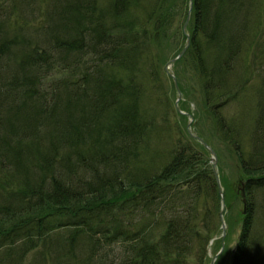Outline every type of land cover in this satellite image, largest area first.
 <instances>
[{"label": "trees", "instance_id": "trees-1", "mask_svg": "<svg viewBox=\"0 0 264 264\" xmlns=\"http://www.w3.org/2000/svg\"><path fill=\"white\" fill-rule=\"evenodd\" d=\"M191 1L190 46L174 65L188 72L174 74L211 118L210 142L222 140L247 175L231 264H264V0ZM188 9L0 0V249L11 264L33 250L34 264H193L196 250L206 264L220 207L207 151L184 134L157 174L134 167L152 132L180 116L162 67L184 45ZM242 95L235 121L219 115ZM199 206L210 211L197 231ZM58 229L73 232L55 238Z\"/></svg>", "mask_w": 264, "mask_h": 264}, {"label": "rangeland", "instance_id": "rangeland-1", "mask_svg": "<svg viewBox=\"0 0 264 264\" xmlns=\"http://www.w3.org/2000/svg\"><path fill=\"white\" fill-rule=\"evenodd\" d=\"M177 36H171L168 41V47L166 51H164V57L167 58L173 54L175 51V45L177 43V39L175 38ZM171 49V50H170ZM165 50V49H164ZM170 58V57H169ZM168 58V59H169ZM253 58L250 56L248 57V62H253ZM180 61V60H179ZM178 62V61H177ZM176 62V63H177ZM255 62V60H254ZM175 63V64H176ZM164 67H162L163 73L166 75V73L163 70ZM173 71H178L181 74H187L188 68L184 63H180L178 66L173 65ZM253 66L251 64V69H249V74L247 78H251V72L253 71ZM171 71V70H170ZM167 77V75H166ZM168 78V77H167ZM173 86L172 81L168 79L166 81V84H169ZM184 84H179L181 99L179 101V109L183 111L186 114H190L193 118V124L191 125V130L198 134L202 135L204 138L208 137V142H206L207 145L212 149L214 152L217 163H216V170L218 174V178L220 181V186L223 191V197H224V211L222 212V217L220 218V209H218V225L215 230V234L210 240V243L207 247V262L206 264H210L213 260V264H231V259L234 257V253L236 251V245L238 243L240 233L242 231V224L245 216L243 215V209H244V203L240 197V184L244 179L247 177L246 174L242 173V169L240 165L237 163V161L233 160V154L230 150H228L227 146L223 145L221 142L222 140H219L216 136H214V139H211L210 137L214 134V124L211 121V118L208 117V115H202L198 116L196 114L197 104L196 100H194V97L191 96V90L190 85L187 83V81L184 79ZM169 96L175 99L176 93L174 87H167ZM252 87H250L251 89ZM245 94H250L248 91H244ZM148 102H153L156 98V95L148 94ZM198 96L196 95V98ZM248 98L246 95L241 96L240 102H238L236 105L235 103H231V100L229 99L224 107L219 108V115L223 116L224 119L227 118L230 121H235L236 118H233L234 115L239 113V106L244 101H246ZM175 101V100H174ZM219 101V100H218ZM216 102H212V104H216ZM175 113L180 115L176 110ZM171 125L169 128H166V131H164L161 128H158L154 130L151 134L150 140L147 142L148 152L145 154H141V156L137 159V163L134 164V167H141L146 170L147 175H154L158 173V170L166 165L172 158L174 154V148L176 145V140L180 141L184 136V134H187L186 126L188 123V118L184 115H180L177 118H170ZM174 120H176L174 122ZM249 120V118H248ZM174 122V123H173ZM173 124V125H172ZM203 147V146H202ZM204 148V147H203ZM205 149V148H204ZM211 169H212V163H210ZM128 186V184H126ZM128 189H131V187H128ZM206 204L205 199L201 197L199 204L203 205ZM198 206V203L196 204ZM247 209V207H246ZM191 210V209H190ZM262 211L264 209H261ZM210 209H203L200 206L196 208V230H201V227L204 226V220L203 217L206 213H208ZM258 212V211H257ZM215 220V216L213 217V222ZM224 224V229L221 227V223ZM53 230L55 233V237L58 235H61L63 233L68 232L67 229L65 230ZM224 233V236H223ZM9 248L4 247L0 249L1 254L5 253ZM253 252L256 251L253 250ZM0 254V255H1ZM39 253L30 251L24 258L22 264H34L37 260L39 261L38 257ZM200 254L196 250V259L192 258L191 261L193 264H201V260L199 259ZM196 261V263H195ZM4 264H11V262L6 261ZM19 264V263H18Z\"/></svg>", "mask_w": 264, "mask_h": 264}, {"label": "water", "instance_id": "water-1", "mask_svg": "<svg viewBox=\"0 0 264 264\" xmlns=\"http://www.w3.org/2000/svg\"><path fill=\"white\" fill-rule=\"evenodd\" d=\"M184 27H185V25H184ZM188 44H189V40L187 39L186 45L183 48V50L175 58L171 59L166 64V66H165L166 71H167L169 65L174 63L177 59H179L183 55V53L185 52L186 48L188 47ZM169 75H170V77H172V79L174 81V84H175V87H176V90H177L178 97H177L176 104H175L177 106V101L180 99V93L178 91L175 78L173 77L172 74L169 73ZM195 138H196V140H198L207 149L209 154L212 156V158H211V160H212V171H213V175H214V178H215V181H216L217 192H218V195L220 197V202H221V207H220V212H219L220 213V218H221L222 217V212L224 211L225 208H224L223 191L221 189L220 181H219L217 170H216L217 159H216V156H215L214 152L212 151V149L202 139H200L198 137H195ZM241 197L243 198V203H245V194H244L243 188H241ZM221 227H222V229H224L223 222L221 223ZM223 236H224V233H223ZM213 260H214V257H213L212 262L210 264H213Z\"/></svg>", "mask_w": 264, "mask_h": 264}]
</instances>
